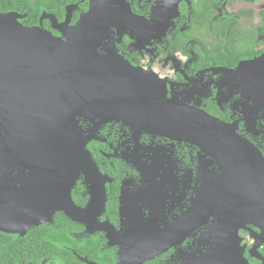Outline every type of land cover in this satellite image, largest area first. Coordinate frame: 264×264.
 Wrapping results in <instances>:
<instances>
[{
	"label": "flooded vegetation",
	"instance_id": "af4514ba",
	"mask_svg": "<svg viewBox=\"0 0 264 264\" xmlns=\"http://www.w3.org/2000/svg\"><path fill=\"white\" fill-rule=\"evenodd\" d=\"M173 1L178 15L162 40L137 44L130 32L114 29L101 53L115 46L133 66L164 81L168 99L226 123L238 122L237 136L249 143L229 150L207 144L203 149L135 131L120 121L102 124L87 145L106 177L99 179L107 193L99 227L85 221L54 224L71 237L67 247L79 264H121L122 257L128 264H184L206 254L226 264H264V84L241 79L245 72L246 78L250 75L241 72V65L258 61L255 75L264 83V60H259L264 57V0ZM130 2L134 13L150 19L153 9L169 0ZM74 4L71 25L88 10L80 2L70 3L59 21ZM44 20L45 28L61 36ZM80 122L84 130L93 124ZM257 167L261 176L254 175ZM99 183L82 173L72 188L74 202L88 209ZM234 195L241 207L229 200ZM171 226L173 238L163 240L166 248L154 246L148 229L163 237ZM89 241L96 243L101 259L73 247Z\"/></svg>",
	"mask_w": 264,
	"mask_h": 264
},
{
	"label": "water",
	"instance_id": "95a60500",
	"mask_svg": "<svg viewBox=\"0 0 264 264\" xmlns=\"http://www.w3.org/2000/svg\"><path fill=\"white\" fill-rule=\"evenodd\" d=\"M76 6L67 7L64 21L44 12L41 23L33 26L21 21L26 14L0 9V231L4 233L25 235L52 223L58 212L98 225L107 200L99 179L106 177L87 145L106 122L120 121L135 131L186 140L203 149L207 144L229 150L249 143L237 136L238 122L226 123L168 99L166 83L133 66L115 46L101 53L114 29L119 34L130 32L137 44L162 40L178 15L177 2L169 0L154 8L146 19L133 12L130 0H91L71 25ZM44 19L61 36L45 28ZM257 63L241 65V72H250L241 78L245 84H264L257 81ZM81 120L93 124L84 130ZM82 173L94 185L99 183L88 209L72 198ZM255 174L263 172L257 167ZM230 199L241 207L239 197ZM172 228L163 231V237L148 229L154 246L164 250L163 240L173 238ZM121 264H128L127 258L122 257ZM184 264L226 263L206 254Z\"/></svg>",
	"mask_w": 264,
	"mask_h": 264
},
{
	"label": "trees",
	"instance_id": "16d2710c",
	"mask_svg": "<svg viewBox=\"0 0 264 264\" xmlns=\"http://www.w3.org/2000/svg\"><path fill=\"white\" fill-rule=\"evenodd\" d=\"M88 1L81 0H0V9L4 12L17 11L26 14L21 21L27 25H38L44 12L54 13L59 19L65 14V7L80 2L82 10L88 8ZM45 21V20H43ZM48 26V21L44 22ZM62 212H58L52 223H45L30 230L25 235L0 232V264H79L76 256L68 249L70 236H63L59 224L72 222ZM74 222V221H73ZM65 229V228H64ZM95 242H85L82 246H73L78 252L90 253L93 258L101 259ZM83 249H82V248Z\"/></svg>",
	"mask_w": 264,
	"mask_h": 264
}]
</instances>
